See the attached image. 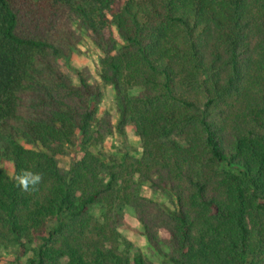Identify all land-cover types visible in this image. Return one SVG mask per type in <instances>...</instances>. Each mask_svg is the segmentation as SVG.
I'll return each instance as SVG.
<instances>
[{
    "label": "trees",
    "instance_id": "obj_1",
    "mask_svg": "<svg viewBox=\"0 0 264 264\" xmlns=\"http://www.w3.org/2000/svg\"><path fill=\"white\" fill-rule=\"evenodd\" d=\"M84 39L114 125L58 67ZM129 126L140 157L101 149ZM95 204L131 208L169 264H264V0H0V235L32 251L15 264H131Z\"/></svg>",
    "mask_w": 264,
    "mask_h": 264
},
{
    "label": "rangeland",
    "instance_id": "obj_2",
    "mask_svg": "<svg viewBox=\"0 0 264 264\" xmlns=\"http://www.w3.org/2000/svg\"><path fill=\"white\" fill-rule=\"evenodd\" d=\"M58 67L70 77L73 83H78V75L75 70H80L91 83H96L101 90L100 111L107 114L110 122L114 125L117 121L118 112L115 105L114 90L109 84L102 82L98 76L100 71V53L85 39L76 42L75 47L69 53V61H58ZM101 149L114 153H129L134 158L140 157L142 147L138 136L132 127H127L124 136L116 133L109 134L103 141ZM70 155L60 154L57 156V163L63 170L70 166ZM136 194L159 203L163 207L174 210L176 199L169 189L156 190L150 187L148 182H138L135 188ZM90 215L97 225L112 229L110 237L115 239L117 250L131 264L133 259L140 256L144 264H169L147 241L143 234L142 227L136 220L129 207L112 208L95 204L89 209ZM115 233V234H114ZM158 236L167 237V233L159 228ZM32 253L31 248L26 244L20 248L16 243L5 239L0 235V264H15L24 262Z\"/></svg>",
    "mask_w": 264,
    "mask_h": 264
},
{
    "label": "clouds",
    "instance_id": "obj_3",
    "mask_svg": "<svg viewBox=\"0 0 264 264\" xmlns=\"http://www.w3.org/2000/svg\"><path fill=\"white\" fill-rule=\"evenodd\" d=\"M38 180H39V177L36 176V177L33 178V181H32V182H33V183H36V182H38Z\"/></svg>",
    "mask_w": 264,
    "mask_h": 264
}]
</instances>
